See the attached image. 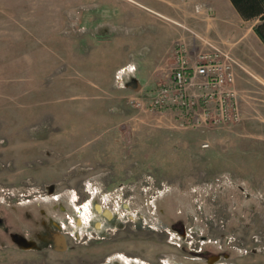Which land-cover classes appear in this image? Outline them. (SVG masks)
<instances>
[{
	"label": "rangeland",
	"instance_id": "374dc122",
	"mask_svg": "<svg viewBox=\"0 0 264 264\" xmlns=\"http://www.w3.org/2000/svg\"><path fill=\"white\" fill-rule=\"evenodd\" d=\"M225 2L0 0V264H264V45ZM192 31L235 60L236 123L128 101Z\"/></svg>",
	"mask_w": 264,
	"mask_h": 264
},
{
	"label": "built area",
	"instance_id": "2783aa9c",
	"mask_svg": "<svg viewBox=\"0 0 264 264\" xmlns=\"http://www.w3.org/2000/svg\"><path fill=\"white\" fill-rule=\"evenodd\" d=\"M194 11L207 15L212 8L197 3ZM192 33L198 42H174L166 79L150 88H136L138 95L130 96L128 101L138 108L170 112L181 126L198 128L238 122L241 108L234 85V58L210 39ZM199 42L209 47L202 48ZM207 145L206 141L202 146Z\"/></svg>",
	"mask_w": 264,
	"mask_h": 264
},
{
	"label": "crops",
	"instance_id": "0c3cea01",
	"mask_svg": "<svg viewBox=\"0 0 264 264\" xmlns=\"http://www.w3.org/2000/svg\"><path fill=\"white\" fill-rule=\"evenodd\" d=\"M164 1H168V2H172V0H164ZM216 1L217 0H206V2H208V3H210V2H213V3H216ZM221 2H224V1H226L225 3H227V5H231V3H230V1L229 0H220ZM179 6V7H178ZM232 6V5H231ZM170 7V6H169ZM218 10H220V9H218ZM170 16H171V18H174L175 20H177V22L179 23V22H192V20H196V19H192V17L193 16H197L198 17V15H197V12H195L194 11V9H188V8H185V7H182L180 4H176V6L174 7V8H172V7H170V9L169 10H167L166 11ZM236 12V11H235ZM237 13V12H236ZM166 14V13H165ZM167 14V15H168ZM237 15H238V13H237ZM239 16V15H238ZM240 17V16H239ZM224 19H225V16H224V14H223V12L222 11H217V14H216V16H215V18L213 19V20H215V24H210V23H203L204 25H206L207 27H209L210 25H212V27L213 28H215V29H219L221 26H222V24L224 23ZM194 22V21H193ZM195 22H197V21H195ZM190 24V23H189ZM175 30H179V28H178V26H176L175 27ZM177 32V31H176ZM193 39L191 38L190 40H187V41H192ZM172 57H173V51H172V49H171V46L170 47H168L167 49H166V52H165V54L163 55V58L161 59V60H163L165 63H163V65L160 67V65H159V74H157V79L158 78H160L161 76H163V70H165L164 68L166 67V64L168 63V61L170 60V59H172ZM167 60V61H166ZM135 64V63H134ZM132 65V66H130L128 69H126L127 70V72H125L126 74L125 75H123V78H122V80H124V81H126V79L127 78H129V77H132V78H134L135 79V82H134V86L135 87H133L134 89V91H135V89L136 88H141L142 86L141 85H144V83L143 82H140V80L136 77V74H135V65ZM123 68L121 67V69H119L118 71L120 72V70H122ZM125 69H123V72L122 73H124V71H126ZM160 70H162L161 72H160ZM121 73V74H122ZM165 75V74H164ZM125 76V77H124ZM156 78V77H155ZM158 82H156V84H157ZM155 85V84H154ZM152 87V86H151ZM150 88V87H149ZM137 93V92H136ZM144 110V109H143ZM160 113H166V112H160Z\"/></svg>",
	"mask_w": 264,
	"mask_h": 264
},
{
	"label": "trees",
	"instance_id": "16d2710c",
	"mask_svg": "<svg viewBox=\"0 0 264 264\" xmlns=\"http://www.w3.org/2000/svg\"><path fill=\"white\" fill-rule=\"evenodd\" d=\"M242 19H256L252 30L264 45V0H229Z\"/></svg>",
	"mask_w": 264,
	"mask_h": 264
}]
</instances>
